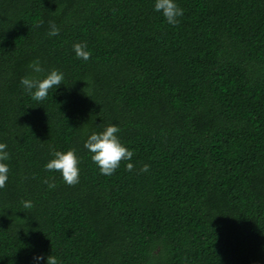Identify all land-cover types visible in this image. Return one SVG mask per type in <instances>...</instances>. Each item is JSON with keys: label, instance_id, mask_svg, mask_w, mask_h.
I'll return each instance as SVG.
<instances>
[{"label": "trees", "instance_id": "1", "mask_svg": "<svg viewBox=\"0 0 264 264\" xmlns=\"http://www.w3.org/2000/svg\"><path fill=\"white\" fill-rule=\"evenodd\" d=\"M176 2L171 25L154 0H0V264H264V0ZM53 68L43 100L20 84ZM108 124L134 165L110 176L84 147ZM69 148L71 185L44 167Z\"/></svg>", "mask_w": 264, "mask_h": 264}, {"label": "clouds", "instance_id": "2", "mask_svg": "<svg viewBox=\"0 0 264 264\" xmlns=\"http://www.w3.org/2000/svg\"><path fill=\"white\" fill-rule=\"evenodd\" d=\"M153 8L159 12L167 21L168 24H177L178 17L183 15V9L178 6L176 0H154ZM51 23L49 36L57 35L59 32L55 23ZM74 53L82 60H88L90 51L83 43L77 42L73 44ZM28 67L34 73H40L43 70L39 59L29 62ZM64 74L58 69L53 68L48 71L42 79H33L28 75L20 78V84L29 92L36 100H43L49 94V89L58 88L63 83ZM119 127L116 124H108L101 131H93L87 135L84 141V147L91 153V160L95 162L101 174L112 175L119 166L121 160L127 161L125 167L129 170L133 168L131 158L133 150L121 142L117 133ZM7 145L0 142V188H3L8 179L9 165L6 162L10 158V154L6 151ZM79 158L74 149L57 150L53 149L52 158L49 159L44 167L48 170H58L61 173L65 183L71 185L79 181ZM148 169L145 164L142 167L143 171ZM49 187H54V184H49ZM23 208L28 209L33 206L31 200L21 201ZM60 264L58 258L54 255L45 256L43 253L36 252L32 256V264Z\"/></svg>", "mask_w": 264, "mask_h": 264}]
</instances>
